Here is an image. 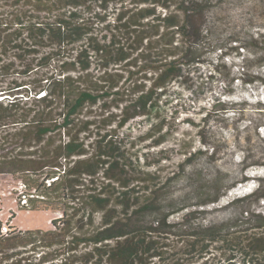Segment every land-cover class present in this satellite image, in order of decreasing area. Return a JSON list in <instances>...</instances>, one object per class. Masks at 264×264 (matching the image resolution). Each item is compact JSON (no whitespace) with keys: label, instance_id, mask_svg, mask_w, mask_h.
<instances>
[{"label":"trees","instance_id":"trees-1","mask_svg":"<svg viewBox=\"0 0 264 264\" xmlns=\"http://www.w3.org/2000/svg\"><path fill=\"white\" fill-rule=\"evenodd\" d=\"M226 1L0 0V177L15 180L19 211L60 213L50 229L0 234V264H264L261 180L220 204L264 168V105L245 120L247 100L213 99L188 122L202 148L178 150L173 172L153 152L170 139L177 89L264 84L245 58L240 78L227 66L248 49L240 36L259 49L264 33L229 32ZM136 121L144 130L132 137ZM210 125L230 136L207 148ZM230 144L240 150L233 172L216 166Z\"/></svg>","mask_w":264,"mask_h":264},{"label":"rangeland","instance_id":"rangeland-1","mask_svg":"<svg viewBox=\"0 0 264 264\" xmlns=\"http://www.w3.org/2000/svg\"><path fill=\"white\" fill-rule=\"evenodd\" d=\"M257 4L263 6L262 0H227L223 5L222 14L220 16V21L225 25L229 32L230 28L236 26H245L249 29L250 34H255L257 32L264 33V9L260 10L258 13H251L255 10ZM248 19V20H247ZM241 44L248 46V49H239L241 56L233 55L230 57V61L226 62L227 66L231 68L233 74L240 78L239 72H241V60L242 58L247 59L246 71L249 76H257L260 80H264V40L262 41L259 49H253L251 46L252 42L248 39V36L242 35L239 37ZM220 53L214 52L209 57L210 64H216L218 62V55ZM212 71L210 66L202 65L200 66V72L210 73ZM249 79L250 77H245ZM260 83V82H259ZM243 84L241 82L234 81V83L222 84L221 81L217 80L213 83L207 84L204 82V86L195 94L189 95L185 91L179 92V99L177 102L174 101L173 105L167 109V121L171 123V136L166 144L158 149H153V152L159 150H164L169 161L165 163L163 172H173L174 166L181 161L182 155H180V150L187 147L188 144H192V149H201V144L197 141V128L192 127L188 122L194 124H199L201 117L203 116V109H208L212 100L215 98H223L225 94L230 93V99L237 101L240 99L247 100L248 103L245 106L246 117L245 120H251L253 112H255V103L260 101L264 105V84ZM179 88V87H178ZM175 114L176 121L170 119L171 114ZM130 134L132 137L137 136L140 131L144 130L142 123L136 121L131 125ZM208 133L207 148L211 146L213 142V135L218 139L220 136L228 137L230 133L215 128L213 125L206 127ZM260 136L264 138V129L260 128L258 130ZM129 133L128 129H122L118 131L119 137H124ZM173 134V135H172ZM252 134V133H251ZM176 138V141H172ZM191 141V143H189ZM181 142V147L178 143ZM144 144V143H143ZM143 144H137L134 148L129 149L130 154L133 156L135 152L142 150ZM230 144L227 148H220V155L217 159H221L220 163L222 165H216L221 167V169L233 172L235 167L239 168L238 163L240 162V150L232 149ZM128 147V146H126ZM261 160H264L261 159ZM219 163V164H220ZM251 177V180L247 184H238L233 190L226 192V195L221 200V205H224L233 196L241 195L244 193H249L251 189H254L257 179L261 180V184L264 186V168H252L247 171V174ZM235 181L240 180V176L233 177ZM226 186V184H225ZM16 187L15 180L9 176L0 177V223L6 224L11 228L16 229V231H25L31 229H43L47 230L51 228V220L59 217L60 213L50 211V210H37L21 212L18 210L17 192L11 193L13 188ZM19 190L20 187L18 186ZM261 212L264 215V203L261 204Z\"/></svg>","mask_w":264,"mask_h":264},{"label":"built area","instance_id":"built-area-1","mask_svg":"<svg viewBox=\"0 0 264 264\" xmlns=\"http://www.w3.org/2000/svg\"><path fill=\"white\" fill-rule=\"evenodd\" d=\"M12 230L13 229L10 226H7L6 224H1L0 225V234L1 235L8 234Z\"/></svg>","mask_w":264,"mask_h":264}]
</instances>
